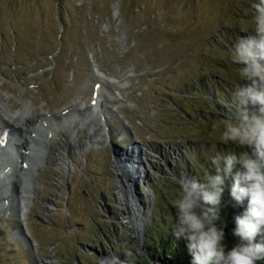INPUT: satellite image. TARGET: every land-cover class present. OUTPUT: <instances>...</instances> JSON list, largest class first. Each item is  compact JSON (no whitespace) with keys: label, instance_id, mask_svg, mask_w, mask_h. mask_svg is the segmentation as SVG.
Wrapping results in <instances>:
<instances>
[{"label":"rangeland","instance_id":"1","mask_svg":"<svg viewBox=\"0 0 264 264\" xmlns=\"http://www.w3.org/2000/svg\"><path fill=\"white\" fill-rule=\"evenodd\" d=\"M249 3L0 0V100L8 116H65L66 107L86 103L98 83L101 107L115 121L114 143L87 158L80 133L67 168L60 149L70 127L57 130L45 165L31 179L25 216L17 208L0 216V264H99L111 254L123 260L127 250L141 261L154 253L145 245L174 229L170 202L176 181L185 173L200 177L214 151H243L219 142L214 126L224 108L213 100L230 96L242 83L227 52L239 34L251 30ZM228 31L234 33L229 40ZM96 71L113 82L100 84ZM218 77L224 80L218 83ZM116 96L132 107L111 111L120 103ZM208 114L212 119L202 118ZM79 122L78 127L84 120ZM121 130L126 138L118 141ZM135 142L142 152L122 155ZM138 161L140 177L126 172L129 184L123 165Z\"/></svg>","mask_w":264,"mask_h":264},{"label":"clouds","instance_id":"2","mask_svg":"<svg viewBox=\"0 0 264 264\" xmlns=\"http://www.w3.org/2000/svg\"><path fill=\"white\" fill-rule=\"evenodd\" d=\"M248 11L251 30L238 36L227 52L242 83L217 101L224 111L214 126L220 143L243 151H214L200 177L185 173L176 181L179 187L170 202L175 210L172 235L186 242L190 264L264 260V0H250ZM230 201L244 205L242 214L234 217L231 246L226 243L227 224L222 217ZM99 264H135V253L127 250L123 260L111 254Z\"/></svg>","mask_w":264,"mask_h":264},{"label":"bare ground","instance_id":"3","mask_svg":"<svg viewBox=\"0 0 264 264\" xmlns=\"http://www.w3.org/2000/svg\"><path fill=\"white\" fill-rule=\"evenodd\" d=\"M96 74L98 75L97 78L100 80V84L110 85L113 82L111 79H107L100 71H96ZM101 96L102 91L98 90L94 100H89L83 105H79L76 102L71 104L67 108L72 117L68 120H64L65 118H63L58 123H53L50 118L48 119L43 114H39L36 120H33L32 115L23 113L15 117L8 116L7 103L6 101L0 100V135L2 136L4 133H7L5 139L0 137L1 211L11 212L17 208V211H20L19 217L25 216L27 208L26 202L30 200L34 191V185L31 184V179L37 177L39 169L43 168L46 159H48L49 147L53 142L50 132L57 125H64L66 122H70L71 124L78 123L80 118H78L77 112L79 111H91V113L97 111L94 125L96 124L100 128L104 127L100 124L103 120V114L98 109L101 103ZM130 157L133 158L132 156ZM138 164L139 161L136 164L127 163L123 165L126 166L122 169L123 173H125L123 174L124 179L129 184L132 182H130L131 175L126 172L133 171L139 178L140 172L138 173L136 170L139 167ZM7 168H9L8 171ZM9 187L13 189L12 193H9Z\"/></svg>","mask_w":264,"mask_h":264},{"label":"trees","instance_id":"4","mask_svg":"<svg viewBox=\"0 0 264 264\" xmlns=\"http://www.w3.org/2000/svg\"><path fill=\"white\" fill-rule=\"evenodd\" d=\"M231 34L234 37V33L232 31L227 32V34H226L227 40H229V36ZM242 35H244V34H242ZM238 36H240V34ZM236 38H235V40H236ZM219 78L220 77H218V79H217L219 81L218 83H221V80H224V79H221V78L219 79ZM213 80H216V79H213ZM217 101H218L217 98L214 97L213 103L216 102L215 105L219 106V107L223 106V105L217 103ZM176 108L181 110L183 113L188 114V111L186 109H184L181 105L176 104ZM200 111L204 112L201 109H200ZM209 114H208V117H202V116L201 117L205 118V120L212 119L211 116H209ZM204 116H206V114ZM212 117H213V114H212ZM228 184L230 186L231 181L228 182ZM225 199L226 200L229 199L227 191L225 193ZM243 211H244V205L236 204L234 201H230L228 206L222 212V217L224 218V220L226 221V224H227V227L225 228L226 241L230 244L235 243V241L233 240V238L231 236V229L234 227V217L242 214ZM172 217L175 221V210L172 213ZM174 224H175V222L173 223V226H174ZM145 238H146V234L144 235V241H145ZM156 239L157 238H154V241H151L149 243V245H145L146 248L147 247H150L151 249L154 248V253L151 252L150 255L148 254V256L144 255V257L141 258L142 263L137 258L135 260V264H151L150 261L151 260L154 261L156 259L160 260L159 261L160 264H162L161 261H163V262L165 261L163 264H190L191 257L188 253V250L186 248V242L184 240H182V239L176 240L172 234L159 236V238L157 240ZM154 242H155L154 246L151 247V244H153ZM156 243H157V245H156ZM98 244H100V243H98ZM258 264H264V260L258 262Z\"/></svg>","mask_w":264,"mask_h":264}]
</instances>
